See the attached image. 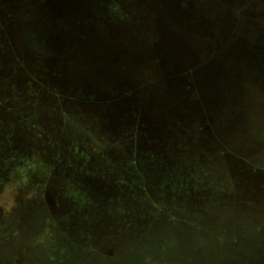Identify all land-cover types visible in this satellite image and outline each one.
Returning a JSON list of instances; mask_svg holds the SVG:
<instances>
[{
	"label": "rangeland",
	"instance_id": "1",
	"mask_svg": "<svg viewBox=\"0 0 264 264\" xmlns=\"http://www.w3.org/2000/svg\"><path fill=\"white\" fill-rule=\"evenodd\" d=\"M0 264H264V0H0Z\"/></svg>",
	"mask_w": 264,
	"mask_h": 264
},
{
	"label": "trees",
	"instance_id": "2",
	"mask_svg": "<svg viewBox=\"0 0 264 264\" xmlns=\"http://www.w3.org/2000/svg\"><path fill=\"white\" fill-rule=\"evenodd\" d=\"M39 77H40V75H38V76L34 75V76H31V79H32L33 81L37 82V80L39 79ZM37 83H38V82H37Z\"/></svg>",
	"mask_w": 264,
	"mask_h": 264
}]
</instances>
